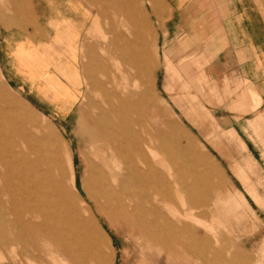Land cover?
<instances>
[{
  "label": "rangeland",
  "instance_id": "374dc122",
  "mask_svg": "<svg viewBox=\"0 0 264 264\" xmlns=\"http://www.w3.org/2000/svg\"><path fill=\"white\" fill-rule=\"evenodd\" d=\"M84 1L89 6L90 23L81 46L82 70L78 75L70 74L72 68L66 73L68 79L80 87L76 108L68 116L66 111H54L36 96L29 83L19 87L0 61L4 81L10 85L12 93L29 106L32 119L45 133L73 142L77 188L87 199L91 181L89 147L78 145V140L80 115L87 109L89 93L85 72L89 62L88 47L102 49L118 33L122 52L134 49L140 54L147 48L151 147L161 157L157 162L149 154L148 163L137 158L134 167L122 162V178L131 192L139 194L145 177L154 169L168 175L169 170L177 168L184 182L181 208L190 212L192 200H197L193 213L198 222L190 221L189 217L184 219L180 240H168L162 234V246L145 244L144 237L132 233L124 220L115 216L99 217L104 234L98 239L104 256L109 257L107 264H264V111H250V115L241 119L231 117V111H210L205 106L207 101L201 96L212 85L200 78L192 83L193 73L203 64L199 62L193 69L192 65L196 64L193 59L188 61L183 54L162 48L153 12L159 10L156 0ZM251 1L264 17L263 3ZM5 13L0 15V33L15 26L25 27L31 20L32 4L18 19L12 12ZM21 59L18 69L25 79L42 96L63 108L68 107L72 98L69 88L51 74L48 62L35 53L23 52ZM137 64L144 62L139 60ZM250 90L254 96L252 108H256L261 98ZM162 120L168 125L161 124ZM160 129L165 132L160 134ZM64 187L68 193L78 194L68 174L64 177ZM170 233L174 237V232ZM40 246L41 257L30 259L36 264H80L79 261L86 259L79 245L69 247L56 240L41 241ZM89 264L95 263L90 260Z\"/></svg>",
  "mask_w": 264,
  "mask_h": 264
},
{
  "label": "bare ground",
  "instance_id": "6f19581e",
  "mask_svg": "<svg viewBox=\"0 0 264 264\" xmlns=\"http://www.w3.org/2000/svg\"><path fill=\"white\" fill-rule=\"evenodd\" d=\"M259 2L264 6V0ZM31 4L32 0H0V15L12 12L18 19ZM119 44L117 33L102 49L87 50L89 93L87 109L80 115L78 140V145L89 147L87 199L77 188L73 142L45 133L34 122L29 106L12 93L0 67L1 264H36L30 259L41 257L40 242L56 240L69 247L81 246L86 259L80 264L90 260L107 264L109 257L104 256L98 239L104 234L99 217L124 220L132 233L142 235L144 243L152 247L163 245L162 234L179 241L184 219L195 221L196 198L190 212L179 204L184 192L179 169L169 170L168 175L154 169L145 177L139 194L124 183L122 162L134 167L137 158L148 163L149 154L157 162L161 156L151 147L149 50L122 52ZM139 60L144 64H137ZM73 73L80 74L75 68ZM197 74L198 79L207 81L201 70ZM161 124L168 122L162 120ZM172 132L177 133L175 129ZM67 174L79 195L64 187Z\"/></svg>",
  "mask_w": 264,
  "mask_h": 264
},
{
  "label": "crops",
  "instance_id": "0c3cea01",
  "mask_svg": "<svg viewBox=\"0 0 264 264\" xmlns=\"http://www.w3.org/2000/svg\"><path fill=\"white\" fill-rule=\"evenodd\" d=\"M156 4L159 10L153 12L162 48L179 52L188 61L194 58L193 69L198 60L203 64L193 73L192 83L201 70L212 85L201 96L210 111H231V117L241 119L250 111H264V18L251 0H156ZM32 14L25 27L0 33V61L19 87L29 83L45 104L68 116L79 102L80 87L66 73L71 68L80 73L89 6L84 0H32ZM23 52L38 54L57 81L68 86L72 97L68 107L42 96L25 79L18 69ZM250 89L261 98L256 108Z\"/></svg>",
  "mask_w": 264,
  "mask_h": 264
}]
</instances>
